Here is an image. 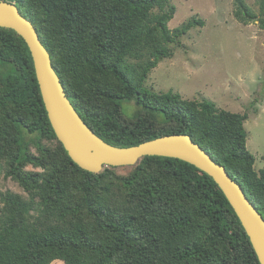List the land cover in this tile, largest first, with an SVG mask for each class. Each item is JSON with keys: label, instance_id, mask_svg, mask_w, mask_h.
Segmentation results:
<instances>
[{"label": "trees", "instance_id": "1", "mask_svg": "<svg viewBox=\"0 0 264 264\" xmlns=\"http://www.w3.org/2000/svg\"><path fill=\"white\" fill-rule=\"evenodd\" d=\"M3 1L34 25L67 97L103 141L129 148L190 136L264 218V166L257 171L247 149L248 116L145 85L202 20L170 30L171 0ZM235 6L245 25L259 17L245 0ZM124 102L137 106L133 116ZM130 168L92 173L73 162L49 121L25 39L0 27V171L26 193L0 191V264H260L207 172L160 156Z\"/></svg>", "mask_w": 264, "mask_h": 264}, {"label": "rangeland", "instance_id": "2", "mask_svg": "<svg viewBox=\"0 0 264 264\" xmlns=\"http://www.w3.org/2000/svg\"><path fill=\"white\" fill-rule=\"evenodd\" d=\"M236 0H171L176 7L170 30L189 20L204 22L192 29L174 48L172 58L161 61L147 79L156 93L170 92L195 101H211L220 109L246 114L247 149L255 157L257 171L264 166V26L260 0H245L259 16L245 25L235 18ZM123 110L133 116L134 102H124ZM31 169V168H30ZM130 166L118 167L119 174ZM26 193L0 171V191ZM52 264H62L54 262Z\"/></svg>", "mask_w": 264, "mask_h": 264}, {"label": "water", "instance_id": "3", "mask_svg": "<svg viewBox=\"0 0 264 264\" xmlns=\"http://www.w3.org/2000/svg\"><path fill=\"white\" fill-rule=\"evenodd\" d=\"M0 27L14 29L25 39L49 121L73 162L86 171L98 173L104 166H134L143 157L160 156L180 159L200 168L218 184L250 238L260 264H264V218L223 165L187 135L164 136L129 148L107 144L87 126L73 107L53 68L50 53L34 25L25 18L16 3L0 2ZM87 139L97 147V151L88 150Z\"/></svg>", "mask_w": 264, "mask_h": 264}, {"label": "bare ground", "instance_id": "4", "mask_svg": "<svg viewBox=\"0 0 264 264\" xmlns=\"http://www.w3.org/2000/svg\"><path fill=\"white\" fill-rule=\"evenodd\" d=\"M62 112L64 113L65 110L63 109ZM73 118H75V117L73 116ZM86 146H87L88 150H90V151H97V147L93 143H91L88 139L86 140Z\"/></svg>", "mask_w": 264, "mask_h": 264}]
</instances>
